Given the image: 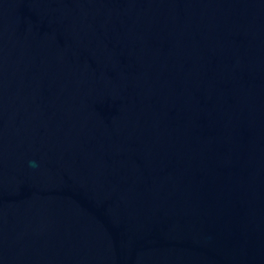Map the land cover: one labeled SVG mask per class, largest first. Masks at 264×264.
Listing matches in <instances>:
<instances>
[{"label":"water","instance_id":"1","mask_svg":"<svg viewBox=\"0 0 264 264\" xmlns=\"http://www.w3.org/2000/svg\"><path fill=\"white\" fill-rule=\"evenodd\" d=\"M0 264H264V0H0Z\"/></svg>","mask_w":264,"mask_h":264}]
</instances>
